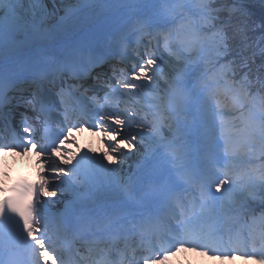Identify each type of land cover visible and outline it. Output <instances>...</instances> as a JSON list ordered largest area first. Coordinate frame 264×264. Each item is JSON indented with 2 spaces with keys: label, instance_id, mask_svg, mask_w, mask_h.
I'll use <instances>...</instances> for the list:
<instances>
[{
  "label": "snow or ice",
  "instance_id": "6c2138e0",
  "mask_svg": "<svg viewBox=\"0 0 264 264\" xmlns=\"http://www.w3.org/2000/svg\"><path fill=\"white\" fill-rule=\"evenodd\" d=\"M49 3L54 5L52 9ZM261 3L264 4V0ZM94 5L106 13L116 14L122 20V27L142 35L150 36V29L159 28L164 52L179 62L173 69L174 74L168 76L164 72L162 55L146 50L143 54L146 59L142 57L133 64L130 75L123 69L112 68L114 76L124 77L113 85L111 78L102 79L107 77L104 72L92 75L96 68H103L104 58L87 47L66 48L58 56L43 53L52 37L53 21H57L61 29L71 27L82 9ZM60 11H63L62 16H58ZM119 39L122 40V36ZM88 77L95 83L85 87ZM161 78H164V95L169 101L167 117L159 105L150 113L154 121L159 117L156 125L143 124L137 119L138 114L129 109L123 113L101 110L96 113L95 123L88 127L108 138L105 143L109 151L101 156L84 153L67 171L60 165L55 153L63 151L60 145L74 130L84 126L82 122L72 124L70 121V110L77 111L79 105L78 93L86 94L100 87L107 90V100L111 91H118L116 85L131 90H157ZM69 100L73 102L69 104ZM202 104L215 105L213 115L220 118L222 155L216 152V148L221 147L218 140L209 135L204 124ZM20 106L42 120L45 131L53 111L62 109L64 120L69 121L68 126L60 130L63 139L59 144L53 139L42 145L39 152H47L51 161L48 168L53 178L59 180L52 187L62 196L65 192L71 193L73 199L66 209L73 219L95 225L86 243L90 253L95 249L103 254L96 264H113L108 255L113 250L120 257L118 264L126 260L128 264H137L136 235H140L143 243L144 223L172 207L180 209L178 214H173L177 227L172 246L188 244L193 251L198 248L220 251L224 239L218 229H196L197 220L205 218L210 207L213 185L217 192L223 187L229 193L238 216L252 211L251 206L258 199L264 204V164L251 174L242 172L237 179L225 170L256 155L264 159V18L257 23L250 0H0V122L9 121L12 109ZM234 114H239L240 120L235 140V133L225 132L224 120L225 116ZM22 120L26 124L28 116L22 114ZM162 124L167 125L170 137L163 136ZM145 127L156 137L157 148L142 155L136 171L109 183V190L103 193L109 202L108 209L98 212L100 193L92 179L96 168L115 175L128 153L134 154L143 147L144 132L134 129ZM24 131L31 129L25 126ZM17 147L24 152L29 150L23 137L19 141L13 138L0 143V151ZM109 155L111 160H107ZM69 163L70 157L66 156L63 164ZM111 164H117V168H109ZM185 185L196 186L199 201L180 200L178 192ZM48 188L47 179L38 185L25 183L13 189L15 195L0 199V248L13 241H23L35 254V264L41 261L56 264L57 259L64 264L63 255L57 253L51 237L37 227L42 221L38 211L43 207L38 203L41 194L55 195ZM7 222L15 226L14 230L9 229ZM228 239L230 244L243 243L239 233L235 237L230 234ZM260 241L259 250L253 243L252 251H244L243 255L245 258L259 256L258 264H264V233ZM172 246L161 251L174 254ZM50 252L57 253L55 258ZM154 255L144 256L143 264H158ZM167 258L163 256L164 260ZM219 258H225L223 251ZM0 264L18 262L10 253L5 255L0 251Z\"/></svg>",
  "mask_w": 264,
  "mask_h": 264
},
{
  "label": "rangeland",
  "instance_id": "374dc122",
  "mask_svg": "<svg viewBox=\"0 0 264 264\" xmlns=\"http://www.w3.org/2000/svg\"><path fill=\"white\" fill-rule=\"evenodd\" d=\"M94 8V6L92 7ZM151 30V29H150ZM163 56L164 58V61L165 63L161 65V67L164 68V72L166 74H168V76H171L173 75V69L178 66L179 62L175 61L174 58L170 57L168 55L167 52H164V50L157 56ZM146 59V57H145ZM158 64H160V60L157 61ZM137 83H141V82H137ZM146 83V82H145ZM166 88V85L164 83V78H161L159 81H158V89L157 90H153V89H148V88H144V89H141V90H131V89H126L123 93H121V95L125 98V99H128L125 101V104L127 107V109L131 110L134 108L133 105L131 104L130 102V99H133V100H142V99H145V100H153V102H156V101H159L162 99V97L164 96V90ZM128 97V98H126ZM201 108H202V111H203V114H204V117L205 118H209V117H213L214 119H216L217 121V124L219 125L220 124V118L219 117H215L213 115V109L215 108V105L212 104V105H207V104H202L201 105ZM238 116L239 114H234V115H230V116H225L224 117V120L226 119L225 121V126H227V122H229L231 125L233 123H236L238 124L237 126H240V120L238 119ZM230 117V118H229ZM228 123V124H229ZM235 124V125H236ZM234 126V125H233ZM235 127V129H230V130H227L225 132H228V133H235L236 135L233 136V139H238V135H239V127ZM219 133H220V129H217L216 132H210V136L214 139V140H218V143L220 144L221 147H218L216 148V150L218 152H220L219 154H222V146H223V138H220L219 137ZM155 140V139H153ZM152 139H147L146 141H148V143H153ZM148 146L149 144H146V142L143 144V147L141 148L140 151H138V153H141L142 155L147 153L149 150L148 147H144V146ZM132 155H130V152L128 153V158L124 161H132V158H131ZM241 162H248V163H251L253 165V167H246V169H249V172L248 173H252V170L253 169H256L258 170L260 168V165L261 164H264V159H261L259 157V155H256V156H253L251 157L250 159H245ZM126 172L128 171H125V174ZM218 198V199H216ZM213 200L215 201L214 204H218L220 202V204L222 203V211H220L219 215H217V210L215 207H213ZM209 205H210V208H209V212H208V215L207 216H223V218H227V222L229 224L231 223H234L236 221H238L242 216H243V213L240 214L239 216L237 215V212L235 211L234 209V206L232 205L230 199H229V193L225 191V189L222 187L221 190L219 192H217L216 195L213 196V199L210 200L209 202ZM259 207L262 208L264 207V204H261L259 199L254 203L252 204L251 208L255 209ZM249 216V217H248ZM258 210H252V211H249L247 212V215H245V219L247 220H250L249 221V225L250 224H255V223H259L261 222L262 220L264 219H260L258 217ZM226 223V222H225ZM225 223H223V227L225 226ZM245 224V223H244ZM191 256H185L180 260V264H258V260H255V261H241L239 259H229L228 261L227 260H224V259H215L213 257H204V258H198L197 260L198 261H190V260H187V259H190ZM260 259V257H258Z\"/></svg>",
  "mask_w": 264,
  "mask_h": 264
},
{
  "label": "bare ground",
  "instance_id": "6f19581e",
  "mask_svg": "<svg viewBox=\"0 0 264 264\" xmlns=\"http://www.w3.org/2000/svg\"><path fill=\"white\" fill-rule=\"evenodd\" d=\"M48 7L49 9H52L54 7V5L52 3H49L48 4ZM55 7H60V5H55ZM111 14V17L110 19H108L104 24H103V27H95L92 29V34L95 35L96 37H100V36H103V35H107L106 38L111 40V41H114V42H118V39H119V36L117 33H119L118 31L121 30V31H124L125 29H127L126 26L122 27V20L116 15V14H112V13H108V15ZM63 15V11H60L58 13V16H62ZM96 19V16L94 15L93 13V10L92 9H89V8H84L83 12L78 14V19L75 21L74 25L71 26V27H68V28H65V29H61L59 28L58 26V23L57 21H54V26L52 27V37L51 39L49 40L46 48L43 50V53L46 54L48 52H51V53H57L58 51H64L66 48H71L74 46V44L70 45L69 47H64L63 49H53L51 50L50 47H53L55 45H59V41L65 37H69V38H75V36L80 32L82 31V29L88 27V26H91L93 24L96 23L95 21ZM83 21L87 22L88 24L84 25L83 24ZM110 25V26H109ZM112 25V26H111ZM121 35V33H119ZM120 41V39H119ZM75 43V46L76 44H84L85 43V40L83 39H78V40H75L74 41ZM119 43H117L115 46H117ZM122 51L123 55L125 56V52H123V50H120ZM127 56V55H126ZM107 64H104L103 67H105ZM117 69H120V67H117ZM105 78H111L113 79V75L112 74H108L107 77ZM14 119V116L12 117ZM106 138V137H105ZM99 141L101 142L102 141V151L105 153V152H108L109 151V148L107 146L106 143H104V136L102 137V140L99 139ZM74 147H79L80 144H77V145H73ZM99 148H101V145L100 143L97 145ZM72 147V146H71ZM79 150V156H82L84 153H88L89 156H101V154L103 153L101 150L99 149H92V148H83V149H78ZM62 152H66V148H63V151ZM130 155L131 158H132V161H124L121 168L118 169L117 173L115 175H113L112 173H109L107 171H105L104 169L102 168H99L97 167L96 168V171L92 177L95 185L97 186V182L99 181H102L106 183V186H107V190L108 189V185L109 183H114L115 181L117 180H120V179H124L126 178L127 176V172L125 174V171H128L129 174H130V170L133 168L134 171H136V163L134 162H137L141 157H142V154L141 153H138V152H135L134 154L132 152H130ZM159 155V153L157 154ZM112 159V156L109 155L107 157V160H111ZM105 163H107V161H105ZM109 168H117V164H111V165H108ZM239 170V169H237ZM133 171V172H134ZM48 185H49V188H53L52 185V180H49L48 181ZM98 188V187H97ZM99 190V193L102 194L103 192L98 188ZM50 192H54V191H50ZM55 195L53 196H47V200L52 202V203H57V202H62L64 200H66V198H68L69 196V192H65L64 195L62 196L61 195V192L58 190L56 192H54ZM102 199H105V196L104 195H99ZM100 197L98 198V200L100 199ZM107 201V200H106ZM69 202L66 203V205H68ZM97 204H99L97 202ZM66 205L64 207V212H68L69 210L66 209ZM57 205H53V207L55 208ZM55 222L59 223L60 220H54ZM170 258V257H169ZM169 258H167L166 260H169ZM190 261H198L197 258H195V256H192L190 258ZM166 264H170L169 263H166Z\"/></svg>",
  "mask_w": 264,
  "mask_h": 264
},
{
  "label": "trees",
  "instance_id": "16d2710c",
  "mask_svg": "<svg viewBox=\"0 0 264 264\" xmlns=\"http://www.w3.org/2000/svg\"><path fill=\"white\" fill-rule=\"evenodd\" d=\"M250 8L257 23H259L261 18H264V4L261 3V0H250Z\"/></svg>",
  "mask_w": 264,
  "mask_h": 264
}]
</instances>
